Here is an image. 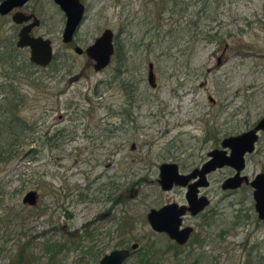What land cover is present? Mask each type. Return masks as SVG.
<instances>
[{"label":"rangeland","instance_id":"1","mask_svg":"<svg viewBox=\"0 0 264 264\" xmlns=\"http://www.w3.org/2000/svg\"><path fill=\"white\" fill-rule=\"evenodd\" d=\"M81 3L85 19L71 45L62 43L65 16L52 0L24 9L39 18L33 35L51 40L54 61L20 85L29 130L0 164V264H99L134 243L139 250L124 264H141L146 252L161 264H264L253 190H220L227 170L211 176L210 206L188 219L195 232L185 247L146 219L184 201V192L160 189L162 163L176 159L189 172L264 117V0ZM106 29L119 56L96 73L74 49ZM18 31L0 18V38L16 40ZM255 146L244 172L252 179L264 173V134ZM33 191L29 207L22 199Z\"/></svg>","mask_w":264,"mask_h":264},{"label":"water","instance_id":"2","mask_svg":"<svg viewBox=\"0 0 264 264\" xmlns=\"http://www.w3.org/2000/svg\"><path fill=\"white\" fill-rule=\"evenodd\" d=\"M29 0H0V16H4L14 11V9L23 8ZM59 7L65 16L64 29L61 35L62 43L69 45L75 39V35L79 31L82 22L85 19V6L80 0H52ZM13 24L22 26L17 34L16 47L20 50H29L28 60L37 68L46 69L53 62L54 49L50 39H45L40 36H34L32 31L39 27L40 21L33 15H24L21 12H15L11 17ZM31 21V22H30ZM30 22V23H29ZM114 38L112 30H104L100 37L90 44L88 48L83 50L80 47H75L74 53L80 56L82 53L89 59L92 68L96 73H101L107 69L112 61V56L115 52ZM154 66L149 64L148 83L151 87L155 85V76L153 72ZM209 100L213 102L210 97ZM264 133V117L260 119L252 129L245 131L242 134L233 137L225 138L221 142L222 150L230 149L231 155L227 157L225 151L214 150L210 153L209 161L205 163L200 170L193 172L191 175H180L177 165L162 164L158 171L159 185L164 191L172 189L173 185L182 187L199 176L201 183L194 185L188 189L186 201L189 206L179 207L177 204H172L162 207L160 210L151 209L147 214V222L151 230L158 234L168 235L171 241H175L178 245H185L190 239L192 228L186 227L181 229L182 218L186 212L192 216L197 215L209 205L206 197L197 198L198 185L207 186L204 182L205 176L221 169L224 166L232 167L236 170L235 176L226 180L222 185V190L239 188L243 183L249 184L253 189L254 210L257 214V219L264 221V173L256 174L253 180H249L247 176H242L241 173L245 170V155H250L255 152L256 143L259 140L260 134ZM37 192H28L23 197V204L29 207H34L37 203ZM114 250L110 254L105 255L100 259L99 264H124L129 260L132 251L137 250L138 244L134 243L131 247Z\"/></svg>","mask_w":264,"mask_h":264},{"label":"trees","instance_id":"3","mask_svg":"<svg viewBox=\"0 0 264 264\" xmlns=\"http://www.w3.org/2000/svg\"><path fill=\"white\" fill-rule=\"evenodd\" d=\"M16 41L14 36L0 38V164H7L14 158L13 142H20L29 130V125L19 114L23 103L19 92L21 82L43 69L37 68L25 57L24 50L16 47ZM140 261L141 264H161L151 262L147 252Z\"/></svg>","mask_w":264,"mask_h":264},{"label":"flooded vegetation","instance_id":"4","mask_svg":"<svg viewBox=\"0 0 264 264\" xmlns=\"http://www.w3.org/2000/svg\"><path fill=\"white\" fill-rule=\"evenodd\" d=\"M31 0H29L26 4H24V6H23V8H21V9H14V11H12V12H10L9 14H7V15H4L3 17H10V19H11V17L14 15V13L15 12H21V13H23L24 15H28V16H30V15H33L34 17H36V14H34V13H32V12H29V11H27V10H24L25 9V6L30 2ZM81 1V0H80ZM2 16H0V18H3ZM38 18V17H37ZM39 19V18H38ZM12 20V19H11ZM40 21V20H39ZM31 22V21H30ZM29 22V23H30ZM16 26V28H18L19 29V31L21 30V28L24 26V25H22V26H19V25H15ZM18 31V32H19ZM34 31V30H33ZM33 31H32V34H33ZM70 45H71V43H70ZM115 46V45H114ZM83 54V53H82ZM81 54V55H82ZM116 56H119V55H117L116 54V46H115V52H114V55L112 56L113 58H112V61H111V64H112V62L114 61V58L116 57ZM110 64V65H111ZM92 65V64H91ZM109 65V66H110ZM153 71H154V69H153ZM152 88H156V76H155V85H154V87H152ZM252 129V128H251ZM250 130V129H249ZM261 134H264V133H261ZM225 138H229V137H225ZM225 138H223V139H225ZM259 139H260V137H259ZM223 140H221L219 143H217L216 144V147H214L210 152H208L207 154H206V158L204 159V160H202V162L198 165V166H196V167H193L189 172H183V171H180V161H178V160H176L175 159V162H172V161H170V163H173V164H175V165H177V168H178V171H179V174L180 175H191L193 172H195V171H197V170H200V168L205 164V163H207L210 159H209V154L210 153H212L214 150H218V151H225V155L227 156V157H229L230 155H231V150L230 149H223L222 150V147H221V142H222ZM259 141V140H258ZM258 143V142H257ZM256 143V144H257ZM250 155H252V154H250ZM250 155H245V165H246V158H247V156H250ZM170 163H162V164H170ZM161 164V165H162ZM160 167V166H159ZM159 169V168H158ZM246 169V168H245ZM224 170H227L228 171V174L226 175L225 174V176H224V178H223V181L220 183V190H222V185L225 183V181L226 180H229V179H231V178H233L234 176H235V173H236V170H234V168H232V167H228V166H224L223 168H221V169H217V170H215L214 172H212V173H210V174H207L206 176H205V181L204 182H207V186H202V185H198V187L196 188V190L198 191L197 192V198L198 199H200V198H204V197H206L207 198V200L209 201V205L207 206V207H205V209L203 210V211H200V213H198L197 215H194V216H192L190 213H188V212H186V214H185V216L182 218V222H181V224H182V226H181V229H184V228H186V227H191L192 228V233H191V236H190V239L193 237V235H194V232H195V228H193L191 225H189V224H187V221H188V219H194V218H198V217H200V216H202V215H204L205 214V211L207 210V208L210 206V203H211V201H210V199H209V196L207 195V193H206V191H204V190H208V188H209V186H210V184H211V182H210V178H211V176H213L214 175V173H216V172H220V171H224ZM159 172V171H158ZM244 172H245V170H244ZM244 172H242L241 173V175L242 176H245L244 175ZM262 173V172H261ZM257 174H259V173H257ZM159 175H160V172H159ZM247 176V175H246ZM245 176V177H246ZM256 176V175H255ZM254 176V177H255ZM254 177H253V179H254ZM247 178H249L248 176H247ZM252 178H249V180L251 181V180H253ZM158 180H159V178L156 180L157 182H158ZM202 182V180H200V178H199V176H197V177H195V178H192V180H190L188 183H187V185L186 186H182V187H179V186H176V185H173V187H172V189L171 190H169V191H164V190H162L161 188V190L162 191H164V192H169V193H172V192H176V191H179V192H184V201H183V203H176V202H168L167 204H164V205H162V207H164V206H168V205H172V204H177L179 207H183V206H189V204H188V202L186 201V195L189 193L188 192V189L190 188V187H193L194 185H197L198 183H201ZM159 183V182H158ZM160 186V185H159ZM246 186H249V184H245V183H243L239 188H237V189H235V190H232V189H227V190H222L223 192H229V193H236V191H239V190H241L242 188H244V187H246ZM250 187V186H249ZM251 188V187H250ZM253 190V189H252ZM252 198H253V195H252ZM162 207L161 208H159V209H157V210H160V209H162ZM255 213H256V211H255ZM257 215V214H256ZM147 219V218H146ZM262 222H264V221H262ZM148 223V222H147ZM164 234V233H163ZM162 234V235H163ZM166 235V234H165ZM168 236V235H167ZM169 238V237H168ZM190 239L185 243V245L190 241ZM173 244H174V246H177L178 248H183V247H185V245H178L175 241L173 242V241H171ZM129 250H130V248H129ZM139 250V248L137 249V250H135V251H132V253H131V255H130V257L134 254V253H136V251H138Z\"/></svg>","mask_w":264,"mask_h":264}]
</instances>
